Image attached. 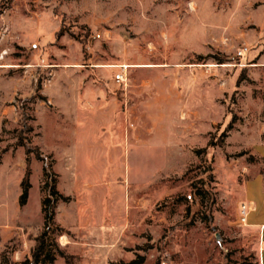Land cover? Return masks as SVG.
<instances>
[{"label":"rangeland","instance_id":"374dc122","mask_svg":"<svg viewBox=\"0 0 264 264\" xmlns=\"http://www.w3.org/2000/svg\"><path fill=\"white\" fill-rule=\"evenodd\" d=\"M21 137L49 172L35 150L23 207ZM263 144L264 0H0V264L53 184L47 264H259L236 195Z\"/></svg>","mask_w":264,"mask_h":264},{"label":"trees","instance_id":"16d2710c","mask_svg":"<svg viewBox=\"0 0 264 264\" xmlns=\"http://www.w3.org/2000/svg\"><path fill=\"white\" fill-rule=\"evenodd\" d=\"M23 117L26 118V115L23 114ZM24 128H27L28 131H31V127L27 125L26 122H24ZM24 137H21L20 139V144L22 147L26 149V154H27V171L25 178L22 183V194L20 196V206L23 207L27 204V200L29 197V190L31 189V184H30V176H31V171L29 168L30 165V158L29 156L36 150L37 151V159L41 160L42 162H45V158L42 156L40 153L39 149H33L32 145L30 144L29 141H26ZM26 141V142H25ZM212 144L210 143L209 146ZM205 150L198 151L197 154L201 155L204 153ZM45 174L48 176V168L46 166L45 162V167H44ZM64 199L56 190L55 185L53 184L52 187H50L49 195L46 197L43 201V207H42V212L44 214V226L43 229L40 233V235L36 238L37 245L32 251V258L28 259L25 261L23 264H47V260L54 261L55 255L50 251L48 248V242L49 238L53 233H58L60 236L61 234V228L56 225L55 222V216H56V208H57V203L59 199ZM65 200H67L65 198ZM60 256L65 258L67 261H69V257L65 255L62 251H59ZM145 263V257L143 256H138L136 259L132 260L129 263L121 262L119 264H144ZM156 264H161L160 262H157Z\"/></svg>","mask_w":264,"mask_h":264},{"label":"crops","instance_id":"0c3cea01","mask_svg":"<svg viewBox=\"0 0 264 264\" xmlns=\"http://www.w3.org/2000/svg\"><path fill=\"white\" fill-rule=\"evenodd\" d=\"M264 162V144L254 152ZM238 215L242 205L249 208L246 227L258 237L259 264H264V171L257 170L253 165L245 168V175L238 185L236 195Z\"/></svg>","mask_w":264,"mask_h":264},{"label":"built area","instance_id":"2783aa9c","mask_svg":"<svg viewBox=\"0 0 264 264\" xmlns=\"http://www.w3.org/2000/svg\"><path fill=\"white\" fill-rule=\"evenodd\" d=\"M123 78H124L123 75L119 73L115 76V81L117 83H121L123 81ZM248 214H249V208L246 205H242L241 211H240V222L243 225H246L247 223Z\"/></svg>","mask_w":264,"mask_h":264}]
</instances>
